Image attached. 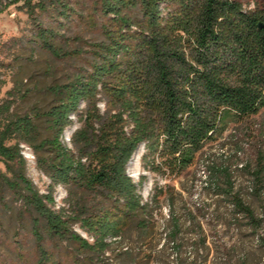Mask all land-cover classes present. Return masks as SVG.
I'll return each mask as SVG.
<instances>
[{
    "label": "trees",
    "instance_id": "obj_1",
    "mask_svg": "<svg viewBox=\"0 0 264 264\" xmlns=\"http://www.w3.org/2000/svg\"><path fill=\"white\" fill-rule=\"evenodd\" d=\"M18 4L34 20L40 47L59 57V32L37 21L38 12L67 17L68 0H0V14ZM104 39L93 44L86 70L50 86L55 101L44 111L15 113L0 104V178L33 215L40 263L48 236L72 240L98 255L131 222L146 225L149 204L127 173L143 145L146 170L167 167L182 173L204 147L230 124L264 108V9H245L237 0H100ZM101 94L102 98H98ZM104 101L105 109L97 106ZM81 102L86 109L80 113ZM83 122L63 141L73 122ZM39 120L46 122L43 136ZM22 143L34 151L37 167L50 179L42 193L26 174ZM252 195H264V157L251 169ZM255 183V184H256ZM57 185L67 189L68 208H55ZM232 188V187H231ZM230 204L236 219L255 230L261 214L240 192ZM79 224L89 242L71 226ZM264 248V235L258 236Z\"/></svg>",
    "mask_w": 264,
    "mask_h": 264
},
{
    "label": "rangeland",
    "instance_id": "obj_2",
    "mask_svg": "<svg viewBox=\"0 0 264 264\" xmlns=\"http://www.w3.org/2000/svg\"><path fill=\"white\" fill-rule=\"evenodd\" d=\"M68 1L67 17L51 11L36 13L37 21L59 32L57 42L64 50L59 57L40 47L34 20L18 4L0 14V104L10 103L11 112L48 109L55 101L50 86L90 67L93 44L104 39L106 18L101 14L100 0ZM237 1L245 9H264V0ZM86 106L81 102L79 114ZM97 106L103 111L104 101ZM71 118L63 141L72 148L71 135L83 122L79 115ZM38 124L42 135H49L46 122L39 120ZM22 145L28 155L23 154L27 176L47 193L50 179L37 167L33 149ZM137 151L139 157L131 169L128 165L127 173L136 183L145 176L139 191L149 204L147 215L141 216L147 223L140 227V217L131 222L120 238L108 239L110 246L100 255L72 240L52 238L41 226L40 243L47 257L40 263L33 215L0 178V264H264V248L257 245L258 236L264 235V224L255 230L245 218L236 219L230 204L232 195L224 191L240 192L261 214L264 195H252L257 183L251 169L259 155L264 157V108L230 124L182 173H170L161 166L146 170L141 163L143 145ZM0 168L6 170L1 162ZM54 198L56 209L68 208L65 186L55 187ZM71 228L93 242L79 224Z\"/></svg>",
    "mask_w": 264,
    "mask_h": 264
},
{
    "label": "bare ground",
    "instance_id": "obj_3",
    "mask_svg": "<svg viewBox=\"0 0 264 264\" xmlns=\"http://www.w3.org/2000/svg\"><path fill=\"white\" fill-rule=\"evenodd\" d=\"M23 148H25V145H22V152L23 154L27 155L26 152L23 151ZM28 156V155H27ZM139 157V152L137 151L134 156L132 157V159L129 161V166H130V169H131V165L135 162V160ZM137 161V160H136ZM134 166V165H133Z\"/></svg>",
    "mask_w": 264,
    "mask_h": 264
}]
</instances>
